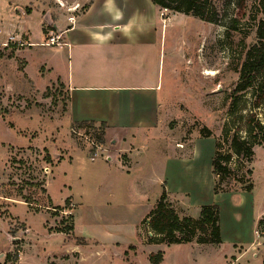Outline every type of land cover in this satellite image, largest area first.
I'll use <instances>...</instances> for the list:
<instances>
[{
  "label": "rangeland",
  "instance_id": "rangeland-1",
  "mask_svg": "<svg viewBox=\"0 0 264 264\" xmlns=\"http://www.w3.org/2000/svg\"><path fill=\"white\" fill-rule=\"evenodd\" d=\"M236 1L232 0L227 10V0H211L222 19L218 26L160 10L151 0H0V43L15 32L24 41L37 45L32 49L0 47V254L2 261L12 258L5 264L14 263L25 240L29 245L34 243L30 264H43L45 255L41 248L46 243L55 254L63 243L77 245L71 255L70 250L63 251L56 255V261L51 259V264H151L150 256L160 252L149 249V240L155 235L145 223L164 188L152 180L153 170L143 171L140 183H110L107 176L116 172L117 166L104 157L107 151L120 154L118 149L122 146L111 144L106 137L101 145L90 133L70 127L64 121L65 87L60 81L50 83L52 75L43 79L38 76L41 65L54 60L52 48H59L44 46L50 36H62L61 43L66 44L63 31L76 27L80 20L79 34H86L87 24L89 35L101 33V26L108 23L114 30L119 26L114 33L128 42L120 52L149 49L156 53L158 77L168 91L162 133H167L175 146L185 151L196 150L189 165L193 179L189 187H174L179 190L177 198L191 206L193 215L200 204L214 203L228 228L222 247H200L196 241L193 248L164 244L170 247L164 264H222L224 256L232 253L233 244H239L240 239L243 246L253 242L251 253L241 264H263L253 254H264V146L254 147L253 163L233 157L229 165L232 173L220 183V190L227 193L215 197L213 191L212 158L216 145L221 156L231 154L230 139L236 133L248 138L245 122L252 114L264 125V107L253 109L251 89L240 94L232 106V94L247 53L258 42L264 0H246L244 17L238 16ZM91 7L89 16H84ZM72 19L74 22H70ZM233 19L238 21L235 30L230 28ZM23 21L26 32L10 27L12 22L21 26ZM26 49L30 51L25 56L33 83L23 74L25 63L19 52ZM41 70L44 72V68ZM205 72L215 75L206 76ZM203 129H209L212 137L203 138ZM163 145L169 151L175 147ZM158 146H143L154 155L157 164L161 162ZM97 147L103 153L98 151L99 157L91 161L90 155ZM47 182L54 204L43 188ZM250 182L254 189L247 193L244 189ZM125 187L128 195L124 193ZM70 196L75 202L70 201ZM75 214L78 232L83 237L77 236L75 230L70 235L62 234L63 238L46 237L45 233L53 234L55 229L72 222L75 229ZM233 219L238 222L236 228ZM62 220L64 226L60 225ZM261 221L263 225L259 226ZM16 237L22 241L18 242ZM236 248L242 251L245 247ZM225 264L235 262L228 260Z\"/></svg>",
  "mask_w": 264,
  "mask_h": 264
},
{
  "label": "crops",
  "instance_id": "crops-1",
  "mask_svg": "<svg viewBox=\"0 0 264 264\" xmlns=\"http://www.w3.org/2000/svg\"><path fill=\"white\" fill-rule=\"evenodd\" d=\"M93 7L90 10L88 8L84 16L88 17ZM24 22L21 26H18V24L13 25L12 22L10 27L20 28L21 32H26L23 28ZM80 23L81 20L76 27L63 31L65 43L68 46H64L63 49L60 47L52 48L54 60L49 64L41 65L38 70V76L41 79L47 75H52L53 80L50 83L60 81L65 87L67 110L64 121H67L70 127L73 126L74 128L80 123H93L96 127L104 125L105 137L111 140V144L122 146L118 149L120 154L106 150L110 155V158L106 161L117 166V171L107 176L110 183L113 185L118 183L119 186H127L131 181L136 180L139 181L137 183H140L142 172L150 168L153 170L152 180L165 187L169 201L173 206L177 207L176 209L180 210V212L178 210V213L185 217L198 219L201 208L206 205H214V203L200 204L196 208L197 214L193 215L190 214L191 206L181 203L177 198L180 195L178 194L179 190L174 187H189L193 179L189 165L190 161L195 158L196 150L191 148L190 151H185L184 148L177 147L174 142L169 141L167 133H162L161 129L165 127L167 119L168 91L164 90V86L158 77L156 53H152L149 49H145V51L120 52L119 49H123L124 44L128 42L114 33L115 30H119V26L114 30V28H110L111 24L108 23L101 26V33L89 35V24L85 27L86 34H79L78 26ZM13 28L11 29L13 30ZM29 41L32 43L31 40ZM131 42L133 44L137 43L136 41ZM33 47L30 48L32 49ZM135 48L138 49L136 46ZM66 49L67 53L65 54ZM27 52L30 53L29 49L19 52L21 54L20 58L25 63L23 74L29 82L33 83L29 76L30 65L25 56ZM42 68H44V72H42ZM149 143L158 144L161 149L159 151V159H161L159 164L155 162L157 159L154 155H151L148 149L143 148L144 145ZM163 143L175 146L173 147L174 150H164ZM121 155H123V160H121ZM90 160L94 161L91 159V155ZM43 188L54 204L49 190V182ZM127 188L125 187L124 189ZM183 190L181 189L180 193ZM124 193L128 195V189ZM222 195L224 193L214 194L215 197ZM68 198L70 201L75 202L73 196ZM54 206L60 207V205ZM235 212L237 210L234 209V214ZM220 225L222 243L217 245L218 247H222L225 244V235L228 229L222 223L221 214ZM233 226L234 228L238 226L236 219H233ZM45 234L50 239L63 238L61 237L62 234H49L48 232ZM75 234L83 237L78 232L76 214ZM17 241L21 242L22 238L18 237ZM238 241L241 244H233L232 253L224 256L222 264L227 263L228 260L235 262V264H241L242 259L251 253L250 248L253 242L243 246L242 239ZM27 242L29 241L25 240L23 251L18 253L14 263L11 262V264H30V261L33 260L35 252H33L32 246L34 243L29 245ZM48 245L46 243L41 248L45 255L43 264H51V259L56 261V255L63 251L68 252L70 250L69 255H71V251L77 249V245L73 243H69L66 246L63 243L59 248V253L55 254L53 248ZM117 245L118 247L120 246V244ZM187 245L192 248L195 246L192 243ZM203 246L206 245H200V247ZM237 246L245 248L241 251L236 248ZM151 248L160 249L158 251L164 253V264L166 252L170 247L164 244H152L149 249ZM253 257L261 258L264 264V254H262V257L253 254ZM6 262L5 258L4 264Z\"/></svg>",
  "mask_w": 264,
  "mask_h": 264
},
{
  "label": "trees",
  "instance_id": "trees-1",
  "mask_svg": "<svg viewBox=\"0 0 264 264\" xmlns=\"http://www.w3.org/2000/svg\"><path fill=\"white\" fill-rule=\"evenodd\" d=\"M151 2L160 10L170 11L172 13L190 16L201 20L202 22L221 25L222 19H219L217 8L211 0H151ZM246 0H237L235 6L238 10V16H245ZM232 0H227L225 9H229ZM223 18L226 17V11L223 13ZM230 28L235 30L238 24L236 19L230 20ZM258 42L247 53L246 60L240 72L239 83L233 91L232 97L234 106L240 94L248 90H252L254 95L253 109L264 107V21H261L258 28ZM245 132L248 138H243L236 133L230 139L231 154L221 156L216 145V152L212 160V173L215 177L214 194L227 193L220 190L222 180L231 175L232 170L229 165L233 159H246L248 163H253L255 160L254 147L256 145L264 146V125H262L255 115H250L246 119ZM77 130H84L96 138L101 145L104 144L106 136L105 126L96 127L93 123H80L75 127ZM203 138H211L212 133L209 129L202 130ZM253 141H252V140ZM249 176L253 175L252 170L248 172ZM254 185L250 182L244 191L251 193ZM26 203H29L26 201ZM68 203V199L66 201ZM58 211L62 209L57 208ZM72 219V218H71ZM74 220V219H72ZM63 220L60 225L64 226ZM148 222V227L155 235L149 242L151 244H166L172 245H187L196 241L199 245H220L222 243L221 225H220V209L217 205H206L201 208L198 219L191 217L181 218L174 206L168 198L165 187L161 193L153 210L146 217L145 223ZM263 225V221L259 222V226ZM74 223L63 228L54 230L57 234L70 235L74 232ZM7 257V260H11ZM151 264H162L163 253L151 255L149 258Z\"/></svg>",
  "mask_w": 264,
  "mask_h": 264
},
{
  "label": "built area",
  "instance_id": "built-area-1",
  "mask_svg": "<svg viewBox=\"0 0 264 264\" xmlns=\"http://www.w3.org/2000/svg\"><path fill=\"white\" fill-rule=\"evenodd\" d=\"M70 22H74V19L70 20ZM1 33L2 32L0 30V34ZM6 38H7L6 42L0 43V47L3 48V49L4 48L15 47V46L23 47V48L37 46L34 43H31L30 41H27V42L24 41L22 36L16 35L14 33L8 34ZM61 39H62V36H50L49 42L47 44H44V46H47V47H60V48L63 47V46H68V44L61 43ZM91 142H92V145L95 146L94 141H91ZM96 149H98V150H96ZM96 149L92 153V157H91L92 160L97 159L99 157L100 153H103V151L101 149H99V147H97ZM98 151H102V152L98 153ZM104 158H105V160H108L110 158V155L109 154L105 155ZM45 171H46V173H48V172L50 173V171L48 169H45ZM1 256H3V255L0 254V263L2 262Z\"/></svg>",
  "mask_w": 264,
  "mask_h": 264
},
{
  "label": "bare ground",
  "instance_id": "bare-ground-1",
  "mask_svg": "<svg viewBox=\"0 0 264 264\" xmlns=\"http://www.w3.org/2000/svg\"><path fill=\"white\" fill-rule=\"evenodd\" d=\"M58 2H60V0H57ZM204 75L206 76H214L215 73L214 72H205Z\"/></svg>",
  "mask_w": 264,
  "mask_h": 264
},
{
  "label": "water",
  "instance_id": "water-1",
  "mask_svg": "<svg viewBox=\"0 0 264 264\" xmlns=\"http://www.w3.org/2000/svg\"><path fill=\"white\" fill-rule=\"evenodd\" d=\"M3 256H1V258H2Z\"/></svg>",
  "mask_w": 264,
  "mask_h": 264
}]
</instances>
